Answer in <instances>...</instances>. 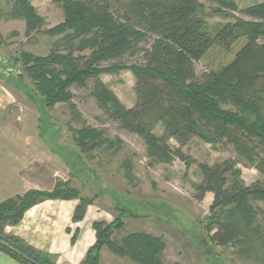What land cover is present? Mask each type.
<instances>
[{"label": "trees", "instance_id": "16d2710c", "mask_svg": "<svg viewBox=\"0 0 264 264\" xmlns=\"http://www.w3.org/2000/svg\"><path fill=\"white\" fill-rule=\"evenodd\" d=\"M50 1L63 8L64 20L43 32L55 39L47 56L23 55L22 73L33 82L45 106L67 105L71 122L80 126L71 130L83 154L100 151L117 155L123 150L119 139L110 140L85 124L70 103L72 87L84 89L91 83L90 96L98 108L121 130L143 141L151 164L179 160L189 165L181 148L198 134L205 140L242 146L246 160L254 157L249 161L264 178V2L239 9L234 0H213L217 13L248 20L236 17L233 24H225L211 37L197 16L202 10L198 0ZM7 5L8 18L24 22L25 38L41 32L44 21L30 0H7ZM241 38L245 45L225 68L196 74V65L209 49L229 50ZM148 40L150 46L140 48ZM138 55L135 64L119 63L125 56ZM121 70L134 77L131 108L122 106L100 79ZM157 124L164 129L161 137L152 133ZM170 141L178 147H170ZM250 147L257 153L252 154ZM121 167L131 183V164L125 160ZM198 169L201 183L196 199L212 196L204 226L210 242L230 247L244 259L264 263V232L258 223L264 214L255 205L264 204V183L246 186L231 160L200 164ZM50 200L78 201L74 223L82 221L93 204L60 183L50 192L31 190L0 202V253L19 264H55L51 256L5 232L6 227L18 225L26 211ZM123 227L121 217L110 224L94 222L95 243L80 264H99L103 247L137 264H162L161 240L144 233L115 239L112 231L121 232Z\"/></svg>", "mask_w": 264, "mask_h": 264}, {"label": "rangeland", "instance_id": "374dc122", "mask_svg": "<svg viewBox=\"0 0 264 264\" xmlns=\"http://www.w3.org/2000/svg\"><path fill=\"white\" fill-rule=\"evenodd\" d=\"M198 2L202 10L197 16L205 22L211 37L225 24H233L236 17L248 20L237 14L217 13L213 0ZM30 3L43 19L44 26L41 32L27 39L24 36V22L8 18L7 0H0V60L3 62L0 68V93L7 94L10 99L9 106L0 112V125L9 130H18L20 135L17 138L22 143L26 140L28 167L24 175L28 182L37 191L45 192L52 191L58 183L67 185L104 210L106 213L103 217L110 221H103L106 224L121 217L124 227L121 232L112 231L115 239L126 234L144 233L161 240L164 245L162 264H264L260 260L239 257L230 247L212 244L204 230L212 196L207 194L202 201L196 199V190L201 183L200 164L211 166L231 160L236 163L241 181L246 186L254 182L264 183V178L249 161L254 157L246 160L248 158L242 154L240 145L225 140H205L197 134L181 148L189 165L179 160L171 164H151L143 141L137 135L121 130L98 108L90 96L91 83L84 89L72 87L70 103L76 107L85 124L102 131L110 140L119 139L123 150L117 155L100 151L83 154L76 146V136L71 130H77L80 126L71 122L67 105L45 106L33 82L22 73L23 55L47 56L55 39L46 37L43 32L64 20L60 5L50 0H30ZM245 43V39L241 38L229 50L212 47L196 65V74L220 72L233 61ZM150 44L151 40H148L140 48H148ZM140 56H125L119 63L130 66L137 63ZM108 65L104 64V67ZM100 79L122 106L131 108L134 105V77L130 71L106 73ZM152 133L161 137L164 129L157 124ZM38 145H41V159L38 157L40 151H34V146L38 148ZM169 146L173 149L178 147L174 141H170ZM250 149L252 154L257 153L255 149ZM125 160L132 166L134 180L131 183L125 178L121 167ZM255 205L264 214V204ZM258 223L264 232V219H259ZM99 264L137 263L103 247L99 253Z\"/></svg>", "mask_w": 264, "mask_h": 264}, {"label": "crops", "instance_id": "0c3cea01", "mask_svg": "<svg viewBox=\"0 0 264 264\" xmlns=\"http://www.w3.org/2000/svg\"><path fill=\"white\" fill-rule=\"evenodd\" d=\"M239 9L247 8L264 0H234ZM10 104L7 94L0 93V112ZM16 132V134H15ZM18 130H9L0 125V202L23 196L34 188L24 172L28 167V145L17 138ZM32 136V134H31ZM21 141V142H20ZM40 151L41 145L34 146ZM36 161V160H35ZM78 201L50 200L40 203L25 212L16 226L6 227V234L20 238L36 251L51 256L55 264H80L86 252L95 243L92 224L98 221L110 222L104 210L96 204L88 206L84 219L72 221ZM74 238V242L72 239ZM2 264H19L0 253Z\"/></svg>", "mask_w": 264, "mask_h": 264}, {"label": "water", "instance_id": "95a60500", "mask_svg": "<svg viewBox=\"0 0 264 264\" xmlns=\"http://www.w3.org/2000/svg\"><path fill=\"white\" fill-rule=\"evenodd\" d=\"M1 66H3V62L0 60V68H1Z\"/></svg>", "mask_w": 264, "mask_h": 264}]
</instances>
